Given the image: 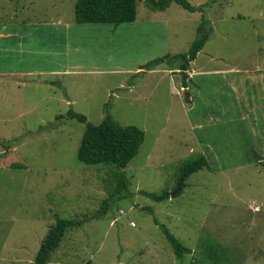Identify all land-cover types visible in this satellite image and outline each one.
<instances>
[{
	"label": "rangeland",
	"instance_id": "rangeland-1",
	"mask_svg": "<svg viewBox=\"0 0 264 264\" xmlns=\"http://www.w3.org/2000/svg\"><path fill=\"white\" fill-rule=\"evenodd\" d=\"M187 1L203 11L190 12L175 2L162 11L138 3L137 27L156 34L162 31L160 20L171 26L175 41L165 51L164 44L149 49L100 32V26L112 24H78L95 31L83 36L75 26L68 34L71 42L93 40L91 52L102 56L101 68L113 72L66 76L54 85L26 79L20 88L11 79L0 81V264L33 262L57 217L84 223L67 230L52 254L56 263L213 264L203 255L210 243L222 250V264H264V165L259 161L264 160V0ZM76 2L0 0V25L56 23L58 17L71 22ZM203 18L212 33L195 63L203 72L194 76V84L187 81L195 93L192 102L181 88L180 73L162 56L187 52ZM62 49L54 50L56 61ZM81 50L98 61L85 55L83 45ZM150 50L153 69L145 60ZM135 57V64L147 66L127 74ZM106 104L118 123L138 127L145 139L123 169L130 196L112 199L106 212L92 219L112 198L120 169L78 160L85 124L68 114L73 110L99 124ZM199 155L210 168L192 174L180 195L172 196L180 188L182 164ZM142 191L172 195L156 202ZM155 219L192 254L178 260Z\"/></svg>",
	"mask_w": 264,
	"mask_h": 264
},
{
	"label": "trees",
	"instance_id": "trees-1",
	"mask_svg": "<svg viewBox=\"0 0 264 264\" xmlns=\"http://www.w3.org/2000/svg\"><path fill=\"white\" fill-rule=\"evenodd\" d=\"M139 2H144L152 9L160 11L167 9L174 2L190 12L203 11L201 6H193L187 0H77L74 7L75 21L77 24H112L115 26L132 23L137 19ZM211 33L212 28L210 27V21L203 18L197 28V37L187 52L176 53L174 55L168 53L162 57L164 63L169 62V64H173L171 69L173 72L177 71L176 73H180L183 79L182 86L187 89L186 98L191 95L192 102H195V93H190L187 81H190L192 84L194 83L189 77L188 72L191 68V63L197 59L198 54L203 50ZM148 66L151 69L155 68L152 67L154 65L150 62ZM187 102L189 103L188 99ZM105 110H107V114H105L103 121L99 124L89 122L85 115L76 113L73 110H70L68 114V117L77 119L85 124L84 135L77 151L78 160L87 165H115L120 169V171L115 174V188L111 196L112 198L104 201L103 207L98 213L93 215L92 219L100 218L106 212L112 199L121 200L130 196L128 191L129 182L123 169H125L138 154L145 139L144 131L138 127L131 125L123 126L118 123L111 115L109 104H106ZM56 118L60 119L61 116H57ZM4 145L5 149L9 148V144L6 142ZM259 161L264 165V160L262 158H260ZM209 168L210 164L207 158L203 155H199L182 164L178 183L180 188L177 193L173 195L168 191H165L160 195L144 191L141 193L152 198L156 202L169 200L171 195H180L186 186L185 181L192 174L202 169ZM155 221L171 244L178 260H182L187 254H192V249L185 246L179 239H177L166 225L161 224L157 219H155ZM82 223H84V220H72L57 217L56 223L50 228L34 261L30 264H61L52 261V254L60 246L67 230L71 227L80 226ZM221 251L222 250L218 246L209 243L208 246H205L203 255L213 264H222V260L225 258L221 254ZM197 263L196 260L191 262V264ZM81 264L94 263L89 260ZM228 264L231 263L228 262Z\"/></svg>",
	"mask_w": 264,
	"mask_h": 264
},
{
	"label": "crops",
	"instance_id": "crops-1",
	"mask_svg": "<svg viewBox=\"0 0 264 264\" xmlns=\"http://www.w3.org/2000/svg\"><path fill=\"white\" fill-rule=\"evenodd\" d=\"M61 18L62 17H58V21L56 23L54 20H52L51 23L47 22L45 24H40L43 21H30L29 25L24 22L22 24L6 23L0 25V81L4 82L11 79L10 81L14 85L16 83L18 85V88H20L23 84L26 83V79L36 82L37 85H54L56 84L55 81H64V77L66 76L75 77L76 75L85 74L89 76H92L94 74H96L95 76H101L113 72L107 70L106 68H101V66H103L101 62L103 59L102 56L96 57L93 51L91 52L90 50V45L94 43L92 42L93 40L88 39L81 41V45H83L85 48V55H90L91 58H98V61H95V59L90 60L87 57L83 56V54H81V45H78V42H71L70 36L68 35L74 34L73 29L75 26L80 27L76 28L77 30L75 31H80V29H82L83 36L86 32L90 33L92 31H95V26H91L88 31L87 26H78L75 21V14L71 22L65 23ZM145 20L151 21L149 20V18H146ZM154 21L155 20L151 22ZM139 22L140 21L136 20L132 23L121 24L124 25V31L122 32V35H119V31L117 34L116 31L117 29H119L120 25L106 26L114 28H103L105 26H100L99 30L100 32L104 33H112V37L115 36L116 40L119 43L129 42L130 44L148 47L149 49L152 44L155 45L156 48L164 44L162 48L165 51L168 48V44H173V41H175L174 35L172 36V33L170 34V30L172 31V28L168 24L166 19L160 20L162 26H159V29H162L164 34L162 33V31L161 33L157 31L156 34L152 30L144 31L143 29L137 27V24ZM55 24L58 25L57 27H61L56 29L57 27H55ZM57 43L63 44V47H61L60 45L56 46ZM56 47L59 49L63 48L60 51L62 53V57H59V61H56L55 58L54 50L56 49ZM108 56L118 64L115 58V54L112 51H109ZM151 56L152 51L150 50L148 54L145 55V60H147L146 64L150 61ZM61 58L62 60H64L63 62H60ZM43 59L44 61H42ZM136 59L137 58L135 57L132 62L134 67H127L125 69L128 72L127 74H139L138 72H144L143 65L145 63L140 62L135 64ZM140 59H143V56L140 57ZM196 60L191 63V68L188 72L191 79H193L195 75L203 72V69H195ZM163 66L166 67L165 64ZM116 67L118 66L116 65L115 68ZM117 71L118 70L115 69L114 72ZM146 71L149 74L155 72L152 70ZM215 72L220 71L216 70ZM160 73L162 74V72ZM60 77L62 78L60 79ZM171 80L174 81V78H171ZM122 82L119 83V86H122ZM182 85L181 88H185ZM133 88L134 87H131V90H133ZM64 91L67 92L66 89H64L62 92ZM192 109H194V106ZM191 112L192 111L190 110L189 113ZM197 126L199 127V125Z\"/></svg>",
	"mask_w": 264,
	"mask_h": 264
}]
</instances>
